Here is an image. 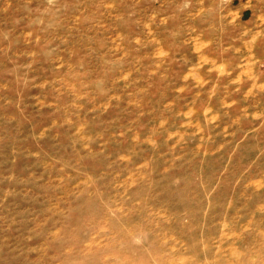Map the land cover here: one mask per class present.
Segmentation results:
<instances>
[{
	"label": "rangeland",
	"instance_id": "obj_1",
	"mask_svg": "<svg viewBox=\"0 0 264 264\" xmlns=\"http://www.w3.org/2000/svg\"><path fill=\"white\" fill-rule=\"evenodd\" d=\"M159 259L264 264V0H0V264Z\"/></svg>",
	"mask_w": 264,
	"mask_h": 264
},
{
	"label": "crops",
	"instance_id": "obj_2",
	"mask_svg": "<svg viewBox=\"0 0 264 264\" xmlns=\"http://www.w3.org/2000/svg\"><path fill=\"white\" fill-rule=\"evenodd\" d=\"M250 1H252V0H250ZM251 3H252V2H251ZM251 5H252V4H251ZM248 6H250V5H248ZM248 8H249V7H247V6L244 7V9L241 11V14H242V15L247 14V13L249 12V11H248V10H249Z\"/></svg>",
	"mask_w": 264,
	"mask_h": 264
},
{
	"label": "bare ground",
	"instance_id": "obj_3",
	"mask_svg": "<svg viewBox=\"0 0 264 264\" xmlns=\"http://www.w3.org/2000/svg\"><path fill=\"white\" fill-rule=\"evenodd\" d=\"M200 257H201V255H200ZM201 258H203V257H201ZM115 260V259H114ZM103 262V261H102ZM105 263H106V261H105ZM108 263V262H107ZM98 264H100V263H98ZM153 264H162V260H158L157 262H155V263H153Z\"/></svg>",
	"mask_w": 264,
	"mask_h": 264
}]
</instances>
